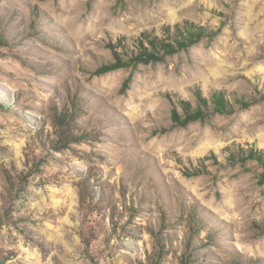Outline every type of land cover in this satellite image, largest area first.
<instances>
[{
  "label": "rangeland",
  "instance_id": "1",
  "mask_svg": "<svg viewBox=\"0 0 264 264\" xmlns=\"http://www.w3.org/2000/svg\"><path fill=\"white\" fill-rule=\"evenodd\" d=\"M189 19L164 62L110 43ZM0 264H264V0H0ZM199 89L255 100L172 126ZM179 108V107H178Z\"/></svg>",
  "mask_w": 264,
  "mask_h": 264
},
{
  "label": "trees",
  "instance_id": "2",
  "mask_svg": "<svg viewBox=\"0 0 264 264\" xmlns=\"http://www.w3.org/2000/svg\"><path fill=\"white\" fill-rule=\"evenodd\" d=\"M219 32L220 29L212 30L189 19H183L173 25H163L161 35L145 31L136 39L130 50L122 40L110 43L108 48L112 53V60L99 66L95 74L101 75L121 68H135L139 64L164 62L167 57L188 50L203 38L212 39ZM254 102L255 100H246L245 95L235 92L228 95L221 90L212 91L207 98L197 89L194 102L177 100L178 106L172 107L170 118L172 126L187 127L193 122L205 121L214 114H232L238 109L248 108ZM228 157L242 164L253 160L264 167V153L252 147L236 149Z\"/></svg>",
  "mask_w": 264,
  "mask_h": 264
}]
</instances>
